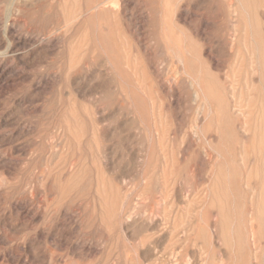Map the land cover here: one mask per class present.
<instances>
[{
  "label": "rangeland",
  "instance_id": "rangeland-1",
  "mask_svg": "<svg viewBox=\"0 0 264 264\" xmlns=\"http://www.w3.org/2000/svg\"><path fill=\"white\" fill-rule=\"evenodd\" d=\"M110 1L0 0V264H264V0Z\"/></svg>",
  "mask_w": 264,
  "mask_h": 264
},
{
  "label": "bare ground",
  "instance_id": "bare-ground-1",
  "mask_svg": "<svg viewBox=\"0 0 264 264\" xmlns=\"http://www.w3.org/2000/svg\"><path fill=\"white\" fill-rule=\"evenodd\" d=\"M99 1H100V0H99ZM103 1H104V0H103ZM107 1H108V0H107ZM109 1H110V0H109ZM116 1H117V0H116ZM140 1H142V0H140ZM201 1H202V0H201ZM211 1H212V0H211ZM211 1H210V2H211ZM233 1H235V0H233ZM236 1H237V0H236ZM241 1H242V0H241ZM241 1H240V2H241ZM249 1H250V0H249ZM117 2H118V1H117ZM126 2H127V1H126ZM171 2H172V1H171ZM210 2H209V3H210ZM221 2H222V1H221ZM221 2H220V4H221ZM240 2H239V3H240ZM257 2H258V1H257ZM257 2H256V4H257ZM110 3H114V2H111V1H110ZM110 3H108V4H110ZM115 3H116V2H115ZM115 3H114V4H115ZM129 3H131V1H130ZM136 3H139V2H136ZM142 3H143V2H142ZM173 3H175V2H172V4H173ZM178 3H179V2H178ZM178 3H176V4H177L178 7H180V6H179L180 3H179V4H178ZM200 3H201V2H200ZM209 3H208V4H209ZM212 3H213V1H212ZM212 3H211V4H212ZM239 3H238V4H239ZM250 3H251V2H250ZM11 4H12V3H11ZM17 4H18V3H17ZM100 4H101V3H100ZM100 4H99V5H100ZM232 4L234 5L235 3H232ZM243 4H244L245 6H247V3H246V4L243 3ZM243 4L241 3V4H239V5L242 6ZM14 5H15V4H14ZM104 5H105V4H104ZM117 5H118V4H117ZM125 5H126V4H125ZM139 5H140V4H139ZM139 5H138V6H139ZM209 5H210V4H209ZM212 5H213V4H212ZM212 5H211V6H212ZM230 5H231V4H230ZM244 5H243V6H244ZM257 5H258V4H257ZM262 5H263V2H262ZM262 5H261V3H260V6H261V7H263ZM96 6H97V5H96ZM111 6H112V5H111ZM175 6H176V5H175ZM177 6H176V7H177ZM234 6H237V5L235 4ZM248 6H249V2H248ZM250 6L252 7V5H250ZM250 6H249V7H250ZM103 7H104V6H103ZM103 7H102V8H103ZM112 7H114V6H112ZM183 7H184V6H183ZM221 7H222V6H221ZM89 8H90V7H89ZM96 8H97V7H96ZM102 8H101V10H102ZM122 8H123V7H122ZM132 8H133V7H132ZM144 8H145V7H144ZM195 8H196V7H195ZM230 8H231V7H230ZM255 8H256V7H255ZM18 9H19V7L17 8V10H18ZM87 9H88V8H87ZM90 9H91V8H90ZM94 9H95V8H94ZM140 9H141V8H140ZM215 9H216V8H215ZM221 9H224V8H221ZM238 9L240 10V8H238ZM241 9H244V8H241ZM96 10H97V9H96ZM146 10H148V9H147V4H146ZM174 10H175V8H174ZM231 10H233V7H232ZM253 10H254V9H250V8H249L247 11L252 12ZM102 11H103V10H102ZM112 11H113V10H112ZM171 11H172V13H173V10H171ZM171 11H170V13H171ZM240 11H243V10H240ZM257 11H258V10H257ZM262 11H263V10H262ZM262 11H261V12H262ZM85 12H86V11H85ZM94 12H95V11H94ZM145 12H146V11H145ZM159 12H160V10H159ZM222 12H223V14L226 16V14H225V12H224L223 10H222ZM229 12H230V11H229ZM235 12H236V11H235ZM238 12H239V11H238ZM245 12H246V11H245ZM81 13H82V12H81ZM100 13H101V12H100ZM107 13H108V11H107ZM110 13H112V12H110ZM117 13H118V12H117ZM117 13H116V14H117ZM122 13H123V11H122ZM178 13H179V12H178ZM186 13H187V12H186ZM256 13H257V12H256ZM79 14H80V13H79ZM79 14H78V15H79ZM83 14H84V13H83ZM83 14H82V15H83ZM113 14H114V13H113ZM118 14H119V13H118ZM231 14H232V13H231ZM234 14H235V13H234ZM243 14H244V12H243ZM248 14H249V13H248ZM251 14H252V13H251ZM251 14H250V15H251ZM259 14H260V13H259ZM261 14H262V13H261ZM87 15H88V14H87ZM177 15H178V14H177ZM180 15H181V14H180ZM180 15H179V16H180ZM220 15H221V14H220ZM228 15H229V14H228ZM228 15H227V16H228ZM8 16H9V15H8ZM108 16H109V15H108ZM115 16H116V15H115ZM115 16H114V17H115ZM171 16H173V15H171ZM171 16H170V17H171ZM184 16H186V15L184 14ZM184 16H183L182 18H184ZM195 16H196V15H195ZM227 16H226V17H227ZM257 16H258V15H257ZM84 17H85V16H84ZM175 17H176V16H175ZM187 17L189 18V16H187ZM232 17H233V15H232ZM250 17H253V16H250ZM250 17H249V19H250ZM258 17H259V16H258ZM117 18L120 19L118 16H117ZM163 18H164V17H163ZM259 18H260V17H259ZM118 19H117V20H118ZM145 19H146V18H145ZM173 19L175 20L174 17H173ZM173 19H172V20H173ZM177 19H178V18H177ZM226 19H227V18H226ZM233 19L235 20L236 18L233 17ZM172 20H171V21H172ZM179 20H180V18H179ZM183 20H184V19H183ZM185 20H186V19H185ZM219 20H220V19H219ZM227 20H228V19H227ZM229 20H230V19H229ZM239 20H240V19H239ZM263 20H264V19H263ZM8 21H9V20H8ZM79 21H80V20H79ZM79 21H78V22H79ZM165 21H166V20H165ZM176 21H177V20H175V22H176ZM230 21H231V20H230ZM121 22H122V21H121ZM175 22H174V23H175ZM177 22H178V21H177ZM184 22H185V21H184ZM184 22H182L183 25H184ZM234 22H236V21H234ZM248 22H249V21H248ZM253 22H254V21H253ZM263 22H264V21H263ZM8 23H9V22H8ZM170 23H171V22H170ZM172 23H173V22H172ZM186 23H188V22L186 21ZM186 23H185V24H186ZM190 23H191V22H190ZM232 23H233V22H232ZM241 23H242V22H241ZM250 23H252V22H250ZM254 23H255V22H254ZM259 23L261 24V21H260V20H259ZM4 24H5V23H4ZM4 24H3V26H4ZM226 24H227V22H226ZM234 24H235V23H234ZM242 24H243V23H242ZM248 24H249V23H248ZM248 24H246V25H248ZM260 24H259V25H260ZM239 25H240V23H239ZM252 25H255V24H252ZM173 26H174V25H173ZM214 26H215V24H214ZM220 26H221V25H220ZM248 26H249V25H248ZM250 26H251V25H250ZM169 27H170V26H169ZM186 27H187V26H186ZM204 27H206V26H204ZM207 27H208V26H207ZM215 27H217V26H215ZM226 27H228V26H225V28H226ZM230 27H232V26L230 25ZM233 27H234V26H233ZM259 27H260V26H259ZM262 27H264V26H262ZM179 28H180V26L178 27V31H179ZM196 28H197V27H196ZM208 28H210V27H208ZM217 28H219V27H217ZM222 28H223V27H222ZM238 28H239V27H238ZM242 28H243V27H242ZM247 28H248V27H247ZM250 28H251V30L253 29L252 27H250ZM170 29H171V28H170ZM172 29H173V28H172ZM187 29H188V28H187ZM194 29H195V28H194ZM211 29H212V28H211ZM213 29H214V28H213ZM220 29H221V28H220ZM262 29H263V28H262ZM231 30H232V29H231ZM233 30H234V29H233ZM248 30H249V29H248ZM258 30H259V29H258ZM1 31H2V30H1ZM162 31H163V30H162ZM167 31H168V30H167ZM174 31H175V30H174ZM190 31H191V30H190ZM193 31H194V30H193ZM195 31H196V30H195ZM252 31H255V30H252ZM256 31H257V30H256ZM256 31H255V32H256ZM260 31H261V30H260ZM263 31H264V30H263ZM263 31H262V32H263ZM180 32H181V31H180ZM180 32H178V33H180ZM183 32H184V31H183ZM212 32H213V31H212ZM214 32H215V31H214ZM217 32H218V31H216L215 33H217ZM255 32H254V33H255ZM258 32H259V31H258ZM262 32H260V34H261ZM188 33H190V32H188ZM191 33H193V32H191ZM199 33H200V32H199ZM248 33H249V32H248ZM252 33H253V32H252ZM252 33H251V34H252ZM171 34H172V32H171ZM230 34L232 35V32H230ZM230 34L228 33V35H230ZM236 34H237V33H236ZM168 35H169V32H168ZM234 35H235V34H234ZM253 35H254V34H253ZM232 36H233V35H232ZM232 36H231V37H232ZM248 36H249V35H248ZM261 36H262V35H261ZM261 36L258 35L259 38H260ZM229 37H230V36H229ZM252 37H253V36H252ZM254 37H255V36H254ZM234 38H235V37H234ZM248 38H251V36L248 37ZM248 40H249V39H248ZM250 40H251V39H250ZM40 41H41V40H40ZM244 41H245V40H244ZM6 42H7V41H6ZM231 42H235V40H234V41H231ZM249 42H252V41H249ZM258 43H260V42H258ZM258 43H256V44H258ZM261 43H262V42H261ZM233 44H234V43H233ZM254 44H255V42H254ZM256 44H255V45H256ZM263 44H264V43H263ZM255 45H254V46H255ZM254 46H253V47H254ZM260 46H262V44H260ZM7 49H8V48H7ZM168 49H169V48H168ZM247 49H249V48H247ZM256 49H257V47H256ZM253 51H254V50H253ZM256 51H257V50H256ZM5 52H6V51H5ZM7 52H9V51H7ZM7 52H6V53H7ZM2 54H3V53H2ZM256 54H257V52H256ZM263 55H264V54H263ZM263 55H262V56H263ZM256 57H257V55H255V60H256ZM6 58H7V57H6ZM257 58H258V57H257ZM251 60H252V59H251ZM261 62H262V61H261ZM251 63H252V62H251ZM255 63H256V62H255ZM258 64H259V62H258ZM184 65L186 66V64L183 63V66H184ZM254 65H255V64H254ZM261 65H263V64L261 63ZM181 66H182V65H181ZM185 66H184V67H185ZM256 66H257V65H256ZM262 67H263V66H262ZM150 68H151V67H150ZM186 68H187V67H186ZM182 69H183V67H182ZM259 69H260V68H259ZM263 69H264V68H263ZM184 72H185V71H184ZM261 73H262V72H261ZM151 74H152V73H151ZM261 75H262V74H261ZM261 77H262V76H261ZM198 78H199V77H198ZM194 79H195L194 81H196L197 78H194ZM202 80H203V79H202ZM204 81H206V80H204ZM156 83H157V82H156ZM160 83H161V82H160ZM194 83H195V82H194ZM195 84L198 85V82L195 83ZM5 85H6V84H5ZM201 86H202V85H201ZM171 88H172V87H171ZM198 88H200V87H198ZM208 89H209V88H208ZM199 90H201V89H199ZM199 90H198V91H199ZM202 90L204 91L205 88L202 89ZM202 90H201V91H202ZM170 91H171V89H170ZM208 91H209V90H208ZM213 92L215 93V91H213ZM197 93H198V92H197ZM197 93H196V94H197ZM201 94H202V93H201ZM202 96H203V95H202ZM213 96H216V95H213ZM203 97L205 98V96H203ZM208 97H209V96H208ZM222 97H223V96H222ZM222 97H221V98H222ZM209 98H210V97H209ZM221 98H220V99H221ZM207 100H209V99H207ZM217 100L220 102L219 99H216V101H217ZM221 100H222V99H221ZM201 101H202V100H201ZM203 101H204V100H203ZM203 101H202V104L204 103ZM213 102H214V101H213ZM206 103H207V102H206ZM216 104H217V103H216ZM203 105H204V104H203ZM203 105H202V106H203ZM206 105H207V104H206ZM217 105H218V104H217ZM218 106H219V105H218ZM221 106H222V104H221ZM207 107H208V106H207ZM214 107H216V106H214ZM217 110H218V109H217ZM209 111H210V110H209ZM214 112H215V111H214ZM235 112H236V111H235ZM211 113H212V112H211ZM251 113H252V111H251ZM206 114H209V113H207V111H206ZM206 114H205V116H206ZM217 114H218V113H217ZM239 114H240V113H239ZM225 115H226V114H225ZM252 115H253V114H252ZM213 116H214V114H213ZM217 116H218V115H217ZM219 116H220V115H219ZM213 118H214V117H213ZM217 119H218V118H217ZM251 119L253 120V118H251ZM225 120L227 121V119H225ZM216 121H217V120H216ZM253 121H254V120H253ZM212 122H213V121H212ZM251 122H252V121H251ZM227 123H228V122H227ZM248 123H249V122H248ZM249 124H251V123H249ZM252 126H253V125H252ZM252 126H251V127H252ZM247 127H248V126H247ZM228 128H229V127H228ZM243 128H244V127H243ZM251 130H252V129H251ZM245 131H246V129H245ZM248 140H249V139H248ZM5 173H6V172H5ZM251 192H252V191H251ZM114 201H115V200H114ZM113 204H114V203H113ZM217 207H218V206H217ZM258 211H259V210H258ZM222 212H223V211H222ZM224 212H225V211H224ZM220 215H222V214H220ZM222 217H224V218H222L223 221H226L225 216H222ZM259 217H260V216H259ZM224 219H225V220H224ZM251 234H252V233H251ZM251 238H252V237H251ZM252 243H253V242H252ZM254 244H255V243H254ZM252 245H253V244H252ZM262 261H263V260H262Z\"/></svg>",
  "mask_w": 264,
  "mask_h": 264
}]
</instances>
